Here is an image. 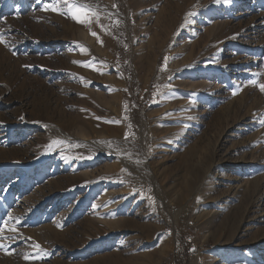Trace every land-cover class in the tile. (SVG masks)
<instances>
[{
	"label": "rangeland",
	"instance_id": "obj_1",
	"mask_svg": "<svg viewBox=\"0 0 264 264\" xmlns=\"http://www.w3.org/2000/svg\"><path fill=\"white\" fill-rule=\"evenodd\" d=\"M0 40V264H264V0H0Z\"/></svg>",
	"mask_w": 264,
	"mask_h": 264
},
{
	"label": "snow or ice",
	"instance_id": "obj_2",
	"mask_svg": "<svg viewBox=\"0 0 264 264\" xmlns=\"http://www.w3.org/2000/svg\"><path fill=\"white\" fill-rule=\"evenodd\" d=\"M69 0H65V3H68ZM48 10V9H45ZM50 10L52 11H58L57 7L55 5L50 6ZM69 15L73 20H75L77 23L82 24H90L93 17L96 16V13L89 9L86 6H77L75 4H69ZM92 35H96L95 33H91ZM0 43H3V40H0ZM88 66V65H84ZM253 86L257 87L261 93H264V84H260L258 81H252L251 82ZM235 94V93H234ZM8 230V231H14V229H8L6 225L0 226V232ZM37 249H39V245H36ZM27 255L25 256V259H29Z\"/></svg>",
	"mask_w": 264,
	"mask_h": 264
},
{
	"label": "bare ground",
	"instance_id": "obj_3",
	"mask_svg": "<svg viewBox=\"0 0 264 264\" xmlns=\"http://www.w3.org/2000/svg\"><path fill=\"white\" fill-rule=\"evenodd\" d=\"M170 22V21H169ZM98 44V43H97ZM152 60H153V57H152V54L150 53L149 55H148V57L146 58V61L148 62V63H150V62H152ZM145 61V60H144ZM140 63V62H139ZM150 69V66L148 67V69L147 70H149ZM122 98V97H121ZM113 100L115 99V97H113L112 98ZM111 102H113L112 100H111ZM111 104V103H110ZM109 104V105H110ZM73 125V124H72ZM71 127V126H70ZM70 129V128H69ZM72 129H73V127H72ZM78 138H80V137H78ZM82 139H84V138H82ZM82 139H74L76 142H79V143H81V144H85L86 142H84L85 140H82Z\"/></svg>",
	"mask_w": 264,
	"mask_h": 264
},
{
	"label": "water",
	"instance_id": "obj_4",
	"mask_svg": "<svg viewBox=\"0 0 264 264\" xmlns=\"http://www.w3.org/2000/svg\"><path fill=\"white\" fill-rule=\"evenodd\" d=\"M87 144H90L91 146H99L100 145V142H93V143H87Z\"/></svg>",
	"mask_w": 264,
	"mask_h": 264
}]
</instances>
